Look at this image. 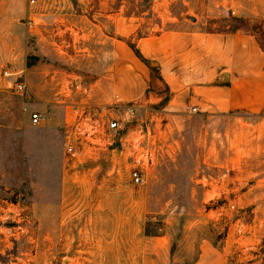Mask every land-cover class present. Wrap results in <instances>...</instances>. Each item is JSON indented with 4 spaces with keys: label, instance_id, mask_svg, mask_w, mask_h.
Segmentation results:
<instances>
[{
    "label": "rangeland",
    "instance_id": "1",
    "mask_svg": "<svg viewBox=\"0 0 264 264\" xmlns=\"http://www.w3.org/2000/svg\"><path fill=\"white\" fill-rule=\"evenodd\" d=\"M0 12L18 16L26 62H39L54 72L53 85H63L65 103L53 115L70 116L73 145L65 154L53 134L30 129L31 111L17 112L15 76L3 79L0 120L25 112L28 127L0 125V264H213L211 250L223 264H264V208L254 191L228 203L225 111L159 104L170 90L159 76L173 85L175 63L188 82L220 80V68L211 73L205 63L207 35L248 32L264 48V0H0ZM15 74L32 91L34 82ZM87 107L118 129L73 133L82 116L95 122ZM42 114L37 126L48 119ZM137 126L147 127V145L138 144ZM237 175L234 193L253 184Z\"/></svg>",
    "mask_w": 264,
    "mask_h": 264
},
{
    "label": "crops",
    "instance_id": "2",
    "mask_svg": "<svg viewBox=\"0 0 264 264\" xmlns=\"http://www.w3.org/2000/svg\"><path fill=\"white\" fill-rule=\"evenodd\" d=\"M31 14L26 12V19L30 18ZM17 19L18 16L12 12H0V65L8 64L13 70V74L22 72L34 82L35 85L31 84L32 96L30 101L25 102L18 98L20 102L16 104L18 106L17 112L19 109L20 111L30 110L40 113L48 111L49 116L45 123L29 128L38 129L41 127L40 129H45L53 134L55 143L61 151L63 134L69 128L70 116L68 119L65 116L64 120L59 121L54 118L53 114L60 106L59 104L65 103L64 97L67 94L64 93L63 96L60 93V89L63 88L62 84L59 88L53 85L54 72L44 71L40 67L42 65L37 61L30 62L29 60L28 63L26 62L25 49L18 33L20 26L17 24ZM190 55L181 58L182 65L180 64V67L183 66V62L186 65L190 64L189 59L192 58ZM204 59L207 66L210 67L211 73L214 72V69L220 68L217 73L218 78L225 70L227 73L225 82H221V79L214 80L212 76L205 80L201 78V80L188 82L181 74L182 71L178 72V65L175 63L174 76L171 77L173 85L163 75L171 91V96L164 108L168 109V106L175 103L177 107L169 109L186 111V109L194 106L195 110L205 112L225 111V175H227V188L225 190L228 194V203L229 205H236L242 195L254 191V201H259L258 207L264 208V49L258 38L248 32L211 33L205 38ZM4 78L0 76L1 91ZM90 109L87 107L88 111ZM0 113V119H4V109ZM101 113L98 111V116ZM20 116V119H13L7 123L0 120V125L3 126V129L27 128L25 112L20 113ZM134 129L141 133L142 141H139L138 144L146 143L147 145L150 138L147 127L146 131L139 126ZM128 135H130L128 144L132 148L133 136H136V132L131 131ZM1 141L0 137V147L4 140ZM143 155L142 153V164L144 163ZM136 160L140 162V159ZM231 174H239L237 175L239 183L242 178L253 177V184L239 190L238 193L241 192L240 194L234 193L230 188ZM136 188L142 189V187ZM233 193L234 195H232ZM211 253L214 257L213 264H223L219 260L218 253L214 250H211ZM202 255L204 258V250Z\"/></svg>",
    "mask_w": 264,
    "mask_h": 264
},
{
    "label": "built area",
    "instance_id": "3",
    "mask_svg": "<svg viewBox=\"0 0 264 264\" xmlns=\"http://www.w3.org/2000/svg\"><path fill=\"white\" fill-rule=\"evenodd\" d=\"M36 0H27V3L29 5L34 4ZM27 21H31L30 18H27ZM0 76L6 77V76H15L14 84L11 86L12 91L19 96L23 100H29L32 96V92L29 88V85L27 84L26 79L22 77L21 75L13 74L12 72H9L7 69H2L0 71ZM71 108L73 111H78V106L76 104L71 105ZM127 113L131 114L132 110L129 108L127 110ZM84 117L80 118L81 122H77L73 128V133L79 134L81 133L84 137H94L97 134L102 133V129L105 127L108 130H116L118 129V122L115 119L105 120L103 116H100L97 121L91 122L90 124H86L84 122ZM29 123L31 125H38L43 120H45V115L42 113L31 111L28 116ZM81 123V124H80ZM87 126V127H86ZM86 127V128H85ZM69 134L70 132H66L64 135V141H63V152L65 154H70L73 152V145L71 141L69 140ZM131 179L134 184L141 183V176L138 174L137 171H132ZM181 264V263H178Z\"/></svg>",
    "mask_w": 264,
    "mask_h": 264
},
{
    "label": "trees",
    "instance_id": "4",
    "mask_svg": "<svg viewBox=\"0 0 264 264\" xmlns=\"http://www.w3.org/2000/svg\"><path fill=\"white\" fill-rule=\"evenodd\" d=\"M128 46L132 50V52L134 53V55H136L137 57H139L140 59H142L141 53H140V51L137 48H133L130 44H128ZM26 66H27V63H26ZM153 70H156V68H154ZM159 79L165 84L166 87L168 86L167 83L165 82V80L163 79V77L161 75L159 76ZM168 90H169V88L167 87V92H168ZM145 93L146 94L149 93L148 88H147V90H145ZM169 97H170V90H169L168 94H166L162 98V100L159 102V104L164 107L166 105V103L168 102Z\"/></svg>",
    "mask_w": 264,
    "mask_h": 264
},
{
    "label": "water",
    "instance_id": "5",
    "mask_svg": "<svg viewBox=\"0 0 264 264\" xmlns=\"http://www.w3.org/2000/svg\"><path fill=\"white\" fill-rule=\"evenodd\" d=\"M190 19L191 20H194V18L193 17H190ZM150 66H156L157 64L156 63H150L149 64ZM227 77V73H222L221 75H220V79H221V82H225V78ZM91 110V112H92V119H93V121H96V117H97V112L94 110V109H90Z\"/></svg>",
    "mask_w": 264,
    "mask_h": 264
}]
</instances>
